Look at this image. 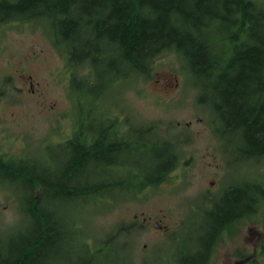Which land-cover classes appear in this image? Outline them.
I'll list each match as a JSON object with an SVG mask.
<instances>
[{"label": "rangeland", "instance_id": "rangeland-1", "mask_svg": "<svg viewBox=\"0 0 264 264\" xmlns=\"http://www.w3.org/2000/svg\"><path fill=\"white\" fill-rule=\"evenodd\" d=\"M32 12L29 9L27 15ZM5 14L0 12V16ZM5 27L0 28L3 29L0 33V127H8L10 132L0 128V133L5 134L0 135V145L10 141L11 151L21 156L26 155L28 149L32 163L41 159L53 168L66 166L67 157L64 158L60 147L52 146L46 151L43 146L45 140L55 142L58 138L55 127L63 125L62 137L71 126L61 121L57 125L49 123L65 114L71 119L82 111L80 115L85 118L87 128L92 126L91 114L96 116L109 110L140 118L145 128L150 127L151 134L157 130V144L170 139L178 155L174 172L157 185L141 190L129 189L121 183L126 181L124 179H75V185L115 181L120 185L107 188L104 190L107 196L92 198L88 203H81L79 199L66 201L48 194L45 210L65 236V241L61 240L53 248L50 264H80L81 246L89 249L92 243L118 234L125 247L104 249L102 262L186 264L199 260L200 255L192 251L200 247L206 237L208 217L203 213L212 207L226 186L239 179L227 178L226 169L221 168L220 150L210 135L214 115L208 105L198 102V88L192 84L176 53L163 50L154 58L147 74L118 81L110 90L106 89L109 86H104L105 77L97 79L94 73L97 85L91 84L92 91L85 94L89 84L82 79L90 76L88 67L79 66L74 70L80 80L75 79L79 82L71 86L66 56L54 45L45 19L15 20L14 25ZM165 81L168 85H164ZM97 95L99 98L94 100ZM159 129L172 133L188 129L191 135L181 141L182 136L163 135ZM234 135H229L232 142ZM238 138L236 136V144H243L240 136ZM160 150L162 148L150 144L135 152L133 159L144 175L147 174L145 177H153L157 172L158 168L154 171L149 168L156 163ZM203 150L209 153L214 150L217 156L212 152L201 158L199 154ZM190 154L193 159L185 162ZM35 164L28 168L32 177L41 174L38 161ZM254 166L256 177L264 178V160L256 161ZM103 169L97 164L91 165L94 176H99ZM88 171L87 166L76 173L87 175ZM179 171L182 172L180 179L173 176ZM19 193H31L26 179H0V244L5 243L10 234L9 243H18L34 227L30 215L22 216ZM156 221L161 227L155 225ZM206 264H264V199L253 214L231 223L219 233Z\"/></svg>", "mask_w": 264, "mask_h": 264}, {"label": "trees", "instance_id": "trees-1", "mask_svg": "<svg viewBox=\"0 0 264 264\" xmlns=\"http://www.w3.org/2000/svg\"><path fill=\"white\" fill-rule=\"evenodd\" d=\"M6 8L13 9L9 15L46 20L54 45L66 50L70 63L88 67L90 76L82 79L89 84L85 94L98 77L104 76V86L112 87L147 74L163 50L174 51L198 88V102L214 115V128L228 133L227 141L237 133L243 142L239 144L251 149V156L264 158V0H16ZM29 9L33 12L27 15ZM102 148L97 147L98 155ZM155 168L159 170L155 165L149 169ZM141 170L139 175L147 176ZM35 176L26 179L31 193L18 194L22 216L30 215L34 227L18 243H9L11 234L7 236V243L0 244V264H50L53 248L65 236L45 210L48 194L88 203L120 185L117 181L75 185V179ZM144 177L121 183L141 190L162 180ZM253 192L252 206L243 209L247 193L236 198L231 189L225 191L222 206L206 213V237L194 253L200 259L186 264H206L219 233L264 199V183L257 182ZM99 242L89 249L81 246L80 264H107L100 259L104 249L125 247L119 234Z\"/></svg>", "mask_w": 264, "mask_h": 264}, {"label": "flooded vegetation", "instance_id": "flooded-vegetation-1", "mask_svg": "<svg viewBox=\"0 0 264 264\" xmlns=\"http://www.w3.org/2000/svg\"><path fill=\"white\" fill-rule=\"evenodd\" d=\"M15 2L16 0H0V8H4L3 13H6L5 15L0 16V28L14 25L15 20H28L23 19L21 16L9 15L10 11L13 9L10 8V11L6 10V6H11V4H14ZM2 30L3 29H0V33ZM57 49L64 52L66 56L67 66L70 67L67 78L69 84L72 86L74 80L79 79L74 71L79 68V66L70 63L68 54L63 47L60 46L57 47ZM7 78L5 79L6 81L8 80ZM91 84L93 85V82ZM164 85H168V81H165ZM32 87L33 85L30 84V89H32ZM111 88L112 87H108L106 89L110 90ZM1 94L2 90H0V99L2 98ZM80 113L81 112H77L71 119L66 117L67 114L61 115V117L57 118V121L53 120L49 123V125H57V123L61 121L62 123L66 122L71 126L68 133L62 137L60 131L62 130L63 125L60 128L55 127L56 136L58 138L55 142H51L48 139L45 140L43 146L45 150L52 146L56 148L60 147L59 150L63 151V154L65 155L64 158L67 157L64 159L66 166L55 165L53 168L47 161L37 159V166L41 167V174H36L37 176L34 177L35 179H143L144 176L139 175L141 166L133 159L135 152L144 146L143 143L149 146L150 144H153L159 148H164L165 152L159 153L154 165L159 168L162 167L161 169L167 168V171H164V174L161 173V170H158L153 177H144V179H160V177L165 179L176 170L178 155L174 152V147L176 146L175 143L170 139H165L159 141L160 144H157V130H154L151 134L150 127L145 128V126L142 125L140 118L131 117L130 114L126 112H113L108 110L103 113H97L96 116L91 114L93 116L89 119L92 121V126L86 128L84 127L85 118L80 115ZM1 129L9 130L8 127H3ZM159 132L163 135L175 134L176 136H182L180 139L181 141H186L187 136L191 135L190 130L188 129L178 130L177 133H172L167 129H159ZM0 135L5 136L4 132L2 134L0 133ZM210 135L213 137L216 147L220 150L218 159L222 163L221 168L226 169L227 178L239 180L226 186L220 197L213 201V204L211 205L212 207L208 209V211L222 206L223 196L228 189H231L232 194L236 198H238L243 192L247 193L248 202L244 205L243 209L250 208L254 200L253 189L255 184L257 182L264 183V178L256 177L254 173V163H256V161L264 160V158L257 160L255 156L250 155L251 149H246L245 145L241 146L240 144H236L237 133L233 136V143H230L229 139L227 141L228 133L225 134L223 130L212 127ZM24 140L26 141V133ZM237 140H239L238 137ZM9 142L10 141L6 143L7 145H0V179H33L31 170L28 168L31 167V165H36L35 163H37V161L32 163V158L28 154V149L26 155H22L23 157L19 155V152L11 151V145H9ZM99 146L103 147L100 155H98L96 150ZM209 152V150H203L199 156L204 158L213 153L217 156L214 150L212 151L213 153ZM190 159H193L191 154L185 162ZM92 164H97L105 169H103V172L100 173L99 176H94V174L91 173ZM87 166L89 168L87 175L76 173ZM181 173L182 172L180 171L179 173L176 172L173 176L177 175V178L180 179ZM258 179L260 180L257 181ZM255 210L256 208L250 212L243 213L239 217H235L231 223L237 222L241 218L253 214ZM235 212V215L239 214L240 210ZM206 213L207 211H205L203 215H206ZM190 220L191 219H189V221ZM155 225L161 227L157 221L155 222ZM198 249L199 246H196L192 252L195 253Z\"/></svg>", "mask_w": 264, "mask_h": 264}]
</instances>
